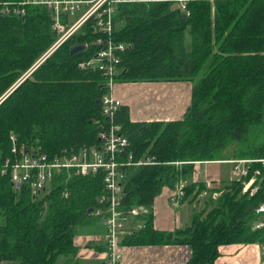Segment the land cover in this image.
<instances>
[{
  "label": "trees",
  "instance_id": "16d2710c",
  "mask_svg": "<svg viewBox=\"0 0 264 264\" xmlns=\"http://www.w3.org/2000/svg\"><path fill=\"white\" fill-rule=\"evenodd\" d=\"M187 10L184 16L170 3L120 4L113 14L112 39L126 45L119 82L191 85L189 105L177 120L132 123L123 106L115 115L132 160L153 163L128 169L122 204L147 214L140 217L143 228L121 244L184 245L190 252L185 264H213L221 246L264 239L261 230L251 229L253 209L264 201V167L250 166L251 174L260 171L255 183L261 181L252 196L242 191L241 181L215 188L191 182L197 163L264 158V0L192 3ZM50 27L42 7L28 6L22 18L0 19V98L6 94L0 101V156L8 152L10 135L48 157L85 148L96 143L95 122L107 123L99 111L98 73L77 67L97 51L86 26L9 89L55 39ZM75 44L86 49L70 58ZM230 147L231 156L222 158ZM101 179V173L54 174L46 192L32 198L1 178L0 263L91 264L76 257L75 239L94 226L102 233L94 216ZM179 182L181 202L192 206L189 226L153 230L154 199Z\"/></svg>",
  "mask_w": 264,
  "mask_h": 264
},
{
  "label": "built area",
  "instance_id": "2783aa9c",
  "mask_svg": "<svg viewBox=\"0 0 264 264\" xmlns=\"http://www.w3.org/2000/svg\"><path fill=\"white\" fill-rule=\"evenodd\" d=\"M215 1L224 0H0V19L22 18L28 6L42 7L50 16V28L55 39L33 62L30 71L43 63L83 26L95 36L91 44L97 46V51L89 59L80 61L77 67L97 72L101 80L103 94L99 100V111L107 123L95 122L98 128L96 143L48 157L39 149L17 143L15 137L10 135L8 152L5 156H0V179L6 177L13 188L17 190L24 188L32 198H39L51 185L54 174L85 177L101 173L103 192L96 198L98 207L94 210V216H99L102 233L94 235L90 241L100 244L102 250L97 252L91 247H86L87 244L78 246L84 251L100 253L98 257L100 260L96 264H120L119 247L124 246L121 242L133 237L143 228L144 221H141L140 217L146 215L147 211L143 207L125 208L122 204V188L129 168L153 164L148 159L144 160L145 162L132 160L131 153L126 150L127 139L121 127L114 123L115 115L121 107V102L114 94L115 85L119 83L120 56L126 45L112 39L113 14L120 4L170 3L174 10L188 16V4L201 2L211 4ZM84 48L86 49V44ZM24 78L26 77L23 74L9 89ZM224 163L230 167L229 180L241 181L242 191L252 196L258 189L255 180L259 172L252 170L251 174L250 166L260 164L264 167V158L230 159ZM183 187L182 182L174 184L168 199L169 207L176 208L179 205ZM262 191L264 193V179ZM253 212L255 218L251 229L261 230L264 234V201L256 205ZM256 245L258 247L256 264H264V239ZM80 251L76 257L82 260L84 258Z\"/></svg>",
  "mask_w": 264,
  "mask_h": 264
},
{
  "label": "crops",
  "instance_id": "0c3cea01",
  "mask_svg": "<svg viewBox=\"0 0 264 264\" xmlns=\"http://www.w3.org/2000/svg\"><path fill=\"white\" fill-rule=\"evenodd\" d=\"M189 82H144L127 85L123 90L115 89V97L126 107L132 123L167 122L182 117L189 105ZM222 161L194 164L191 182H203L215 188L229 180V165ZM203 167L198 168L197 167ZM206 167V168H205ZM206 185V186H207ZM208 187V188H209ZM172 188H164L152 206V229L158 232H173L185 229L190 224L192 206L182 201L176 208L169 207L168 199ZM94 237L75 239V245L94 244ZM82 243V244H80ZM78 247V252L81 250ZM120 264H185L189 258V248L184 245H129L119 247ZM77 252V253H78ZM84 263L96 264L100 253L81 250ZM258 247L256 244H234L218 248V257L213 264H256ZM6 262V261H5ZM12 264V263H11Z\"/></svg>",
  "mask_w": 264,
  "mask_h": 264
},
{
  "label": "rangeland",
  "instance_id": "374dc122",
  "mask_svg": "<svg viewBox=\"0 0 264 264\" xmlns=\"http://www.w3.org/2000/svg\"><path fill=\"white\" fill-rule=\"evenodd\" d=\"M76 45V44H75ZM84 46V45H83ZM84 52V51H83ZM51 56V55H50ZM49 56V57H50ZM48 57V58H49ZM42 64V63H41ZM40 64V65H41ZM32 65H33V63L30 65V67L26 70V72L24 73V77H28L29 75H30V73L32 72V71H30V69H31V67H32ZM36 69V68H35ZM34 69V70H35ZM33 70V71H34ZM137 83H139V82H137ZM129 84H133L132 82H126L125 80L124 81H121V82H119V83H117L116 85H115V89H119V90H123L127 85H129ZM154 122V121H153ZM160 122V121H159ZM162 122V121H161ZM234 149V147H230L229 149H227V150H225L223 153H222V155H221V157L222 158H229V156H231V154H232V150ZM198 168V170H199V168H203L202 166L201 167H197ZM206 168V167H205ZM258 171V170H257ZM258 172H260V171H258ZM229 179H231V175H229ZM260 180L256 183V186L258 185H260ZM207 185V184H206ZM205 185V186H206ZM209 187V185H207L206 186V188H208ZM210 188V187H209ZM215 197V195H213L212 194V198H214ZM98 230H99V227H97V226H94L93 228H91L90 230H84L83 232H81V234H79L76 238L78 239V241L79 242H81L82 240H84V238H87V237H91V236H94V235H96V234H98L99 232H98ZM181 230H183V229H181ZM175 231V230H174ZM93 233H95V234H93ZM178 236V235H177ZM177 236H176V238H177ZM175 238V237H174ZM80 244H82V243H80ZM0 264H11L10 262H2V263H0Z\"/></svg>",
  "mask_w": 264,
  "mask_h": 264
},
{
  "label": "water",
  "instance_id": "95a60500",
  "mask_svg": "<svg viewBox=\"0 0 264 264\" xmlns=\"http://www.w3.org/2000/svg\"><path fill=\"white\" fill-rule=\"evenodd\" d=\"M85 50L84 46L81 44L73 45L68 50V55L70 58L81 54Z\"/></svg>",
  "mask_w": 264,
  "mask_h": 264
}]
</instances>
